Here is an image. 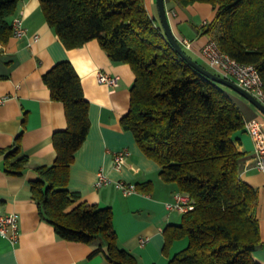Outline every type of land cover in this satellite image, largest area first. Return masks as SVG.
Listing matches in <instances>:
<instances>
[{"label":"trees","instance_id":"16d2710c","mask_svg":"<svg viewBox=\"0 0 264 264\" xmlns=\"http://www.w3.org/2000/svg\"><path fill=\"white\" fill-rule=\"evenodd\" d=\"M23 1L0 0L3 44L14 36L13 18ZM170 1L184 7L212 4L215 16L203 25V34L234 59L253 64L264 86V0ZM41 4L66 48L97 39L113 62L133 68L131 106L122 124L134 133L142 151L158 162L163 180L189 195L193 206L184 212L180 225L165 230L166 247L175 239H190L171 264H263L254 256L263 243L259 194L241 177L244 154L234 142L246 120L227 86L200 72L177 51L159 10L158 16L152 15L146 0H41ZM179 41L189 57L221 75L193 58ZM43 78L52 98L64 104L68 126L54 133L55 162L39 166L38 178L31 183L42 217L60 238L95 244L92 254H104L107 264H142L120 246L112 207L82 202L71 208L81 198L69 186L76 152L91 128L90 102L70 60L56 63ZM20 138L11 148L0 149L10 175L22 176L28 167Z\"/></svg>","mask_w":264,"mask_h":264},{"label":"crops","instance_id":"0c3cea01","mask_svg":"<svg viewBox=\"0 0 264 264\" xmlns=\"http://www.w3.org/2000/svg\"><path fill=\"white\" fill-rule=\"evenodd\" d=\"M152 1L147 3L150 10ZM166 6L177 38L183 44L189 40L191 46L187 49L193 58L208 65L202 50L211 38L203 34V25L214 18L213 5L196 2L182 7L166 0ZM17 18H22L27 34L22 38L12 36L6 44L0 42V97L9 96L0 105V149L11 148L21 136V149L29 162L22 176L10 175L5 170V154H0V215L16 213L20 219L16 243L0 233V264H107L104 254H92L95 244L60 238L54 225L42 217L32 195L37 168L52 165L57 158L54 133L68 126L64 104L52 98L43 78L63 60H70L82 79L91 120L88 137L76 152L71 168L69 188L81 195L71 208L82 202L112 207L120 246L134 253L142 264H171L188 248L190 239L178 238L166 247V228L180 225L183 219L184 212L166 205L179 189L175 183L163 180L158 162L142 151L134 133L122 124L131 106V88L136 79L133 68L128 63L113 62L97 39L66 48L47 22L41 0H24L13 22ZM35 35H39L37 40ZM98 72L117 76L118 85L101 83ZM227 92L246 122L257 119L264 123V113L256 105L238 92ZM234 142L244 154L241 177L259 194L257 216L263 243L254 256L264 264V171L257 167L254 138L246 128L234 134ZM123 149L129 155L123 168L117 169L114 157ZM101 170L112 183L96 185ZM118 180L132 182L141 189L124 195L116 187ZM141 238L149 240L142 245Z\"/></svg>","mask_w":264,"mask_h":264},{"label":"built area","instance_id":"2783aa9c","mask_svg":"<svg viewBox=\"0 0 264 264\" xmlns=\"http://www.w3.org/2000/svg\"><path fill=\"white\" fill-rule=\"evenodd\" d=\"M14 36L22 38L27 34V28L24 25L22 18H17L13 22ZM39 35H35L34 39L37 40ZM186 47L191 46L189 40L184 41ZM203 57L208 65L217 70L221 76L233 79L244 89L251 92L259 100L264 103V86L263 78L259 70L253 64L242 63L228 53L223 52L218 43L210 39L202 50ZM118 77L111 76L105 72H98V80L101 83L108 84L109 86L118 85ZM9 96L0 97V105L4 104ZM253 136L255 142V152L257 156V167L259 170L264 171V123L261 120H251L246 122L245 127ZM129 155L128 150L123 149L116 152L114 163L117 169L123 168L126 158ZM113 180L103 171H99L96 181L97 186H103L112 183ZM116 187L120 189L124 195H130L139 192L136 184L126 180H118L115 182ZM170 210H179L185 212L191 209L192 203L189 195L178 191L174 195V199L166 203ZM0 233L9 238L13 243L19 240L20 236V219L16 213L0 215ZM148 238H141V244L145 245Z\"/></svg>","mask_w":264,"mask_h":264},{"label":"water","instance_id":"95a60500","mask_svg":"<svg viewBox=\"0 0 264 264\" xmlns=\"http://www.w3.org/2000/svg\"><path fill=\"white\" fill-rule=\"evenodd\" d=\"M158 10H159V16L162 21V24L165 29L166 35L169 37L170 41L173 43L177 51L182 54L194 67H196L200 72L211 78L212 80L221 83L234 91L238 92L248 100H250L254 105H256L263 113H264V103L259 100L255 95H253L248 90L244 89L242 86H240L236 81L233 79L218 75L214 73L213 71L201 66L198 62H196L194 59L189 57L183 46L181 45L180 41L178 40L176 34L173 31L170 18L168 15V10L166 6V0H157Z\"/></svg>","mask_w":264,"mask_h":264},{"label":"rangeland","instance_id":"374dc122","mask_svg":"<svg viewBox=\"0 0 264 264\" xmlns=\"http://www.w3.org/2000/svg\"><path fill=\"white\" fill-rule=\"evenodd\" d=\"M147 1V3L149 2V0H146ZM183 7V6H182ZM151 9L152 10H150V12H151V14L152 15H156V16H158V5H157V0H153L152 1V5H151ZM187 13H189L190 14V12L189 11H187ZM205 64V63H204ZM205 65H207V64H205ZM208 66V65H207ZM214 71H215V69H213ZM216 72H218L217 70H216ZM228 88V90L232 93V94H237V92L236 91H234L233 89H230L229 87H227ZM226 88V89H227Z\"/></svg>","mask_w":264,"mask_h":264}]
</instances>
